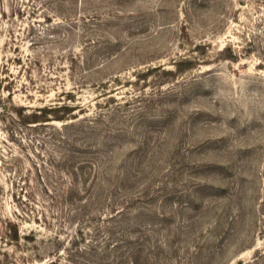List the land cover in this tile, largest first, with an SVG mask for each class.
I'll return each mask as SVG.
<instances>
[{
    "label": "rangeland",
    "instance_id": "rangeland-1",
    "mask_svg": "<svg viewBox=\"0 0 264 264\" xmlns=\"http://www.w3.org/2000/svg\"><path fill=\"white\" fill-rule=\"evenodd\" d=\"M0 264H264V0H0Z\"/></svg>",
    "mask_w": 264,
    "mask_h": 264
},
{
    "label": "trees",
    "instance_id": "trees-1",
    "mask_svg": "<svg viewBox=\"0 0 264 264\" xmlns=\"http://www.w3.org/2000/svg\"><path fill=\"white\" fill-rule=\"evenodd\" d=\"M62 110H69L70 111V107H65L63 105H58V106H44L41 108H37L36 110H34L32 113L27 115V118H29V122H46V121H53V120H64L67 119L65 116H61L58 113H60ZM73 110V107L72 109ZM31 118V119H30ZM60 133V131H58ZM64 137V136H62ZM72 175H75V173ZM49 188V187H47ZM48 191L51 192V189L49 188ZM73 187L68 186L67 188V193H63L65 194L67 197L69 195L73 196L72 193Z\"/></svg>",
    "mask_w": 264,
    "mask_h": 264
}]
</instances>
